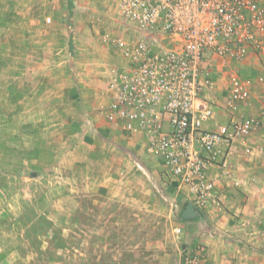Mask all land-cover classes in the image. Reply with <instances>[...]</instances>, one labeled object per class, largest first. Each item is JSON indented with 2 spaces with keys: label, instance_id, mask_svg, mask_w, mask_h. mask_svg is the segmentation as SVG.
<instances>
[{
  "label": "rangeland",
  "instance_id": "374dc122",
  "mask_svg": "<svg viewBox=\"0 0 264 264\" xmlns=\"http://www.w3.org/2000/svg\"><path fill=\"white\" fill-rule=\"evenodd\" d=\"M31 1L0 0V264H213L142 140L86 124L119 62L104 40L121 31V0ZM214 65L206 96L222 121L230 69L262 77L250 103L262 127L264 53Z\"/></svg>",
  "mask_w": 264,
  "mask_h": 264
},
{
  "label": "built area",
  "instance_id": "2783aa9c",
  "mask_svg": "<svg viewBox=\"0 0 264 264\" xmlns=\"http://www.w3.org/2000/svg\"><path fill=\"white\" fill-rule=\"evenodd\" d=\"M117 24L135 37L105 36L123 60L109 72L105 121L139 136L145 154L184 191L186 205L199 213L221 209L212 167L223 173L238 146L264 167V149L250 143L259 118L239 112L263 79L230 69L224 122L206 94L215 62L223 67L264 53V0H121Z\"/></svg>",
  "mask_w": 264,
  "mask_h": 264
},
{
  "label": "crops",
  "instance_id": "0c3cea01",
  "mask_svg": "<svg viewBox=\"0 0 264 264\" xmlns=\"http://www.w3.org/2000/svg\"><path fill=\"white\" fill-rule=\"evenodd\" d=\"M30 2L32 1L25 0L26 4ZM69 3L71 7L73 2L69 1ZM52 10L58 9L52 7ZM113 33L114 37L125 38L123 33L118 31ZM106 44L108 50L112 51L113 58L119 61L116 65L121 64L123 60L119 51L112 44ZM106 92L107 84L103 92L102 104L99 103L96 108L97 111L100 110V116H96L86 124L90 125L96 134L99 130H103L110 136L117 134L120 140H129L128 135L120 133L117 127L108 124L101 113L102 107L108 102ZM255 92L253 88L250 103ZM242 110L247 111V114H254L251 105L243 107ZM217 119L224 122L221 114ZM263 138L264 125L252 134L250 143L256 149H264L263 145H257L259 139L264 142ZM140 147L143 154L148 157L144 147L141 145ZM256 155V153L252 156L245 155L238 146L228 157L223 173L212 167L208 174L215 182L223 206L219 210L208 208L200 211L197 218L187 220L196 223L198 236L201 234L205 236L208 260L213 264H264V167L261 159ZM255 163L259 165L256 166ZM166 176L170 179L168 175ZM173 184L176 186L175 183ZM229 254L232 256L230 259L227 258Z\"/></svg>",
  "mask_w": 264,
  "mask_h": 264
},
{
  "label": "water",
  "instance_id": "95a60500",
  "mask_svg": "<svg viewBox=\"0 0 264 264\" xmlns=\"http://www.w3.org/2000/svg\"><path fill=\"white\" fill-rule=\"evenodd\" d=\"M199 211L194 208L191 203H187L180 217L182 220H193L199 216Z\"/></svg>",
  "mask_w": 264,
  "mask_h": 264
}]
</instances>
